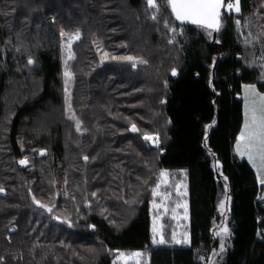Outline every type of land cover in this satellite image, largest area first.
<instances>
[{
	"label": "trees",
	"instance_id": "16d2710c",
	"mask_svg": "<svg viewBox=\"0 0 264 264\" xmlns=\"http://www.w3.org/2000/svg\"><path fill=\"white\" fill-rule=\"evenodd\" d=\"M156 2L0 0V264H264L262 188L234 151L243 86L264 94V0L216 35ZM161 173L187 185L188 245L176 195L154 242Z\"/></svg>",
	"mask_w": 264,
	"mask_h": 264
},
{
	"label": "snow or ice",
	"instance_id": "6c2138e0",
	"mask_svg": "<svg viewBox=\"0 0 264 264\" xmlns=\"http://www.w3.org/2000/svg\"><path fill=\"white\" fill-rule=\"evenodd\" d=\"M167 3L171 7L172 12L175 13L177 20H189L193 24L204 25L208 28L218 30L220 9L223 0H167ZM147 4L150 8L157 9L156 0H147ZM227 7L231 10L233 6L229 4ZM236 11H239L238 2ZM153 19H155V16H153ZM73 39H79V33L69 37V43L67 45L69 49L71 48V41ZM71 58L70 55L69 59ZM121 59L132 60L133 57H121ZM29 63H32V61H29ZM175 74L173 72V75ZM64 76L66 78L65 83L67 84L71 79V73L65 71ZM65 90L67 91V89ZM246 91L251 92L252 98H246L244 126L237 140L236 150L241 155L247 154L254 165L258 161L260 169L264 170V95L257 93L255 88L246 89ZM77 130H79V122H77ZM132 130L136 131L135 125H133ZM145 139H152V137L146 136ZM21 163H26V161H21ZM161 175L164 176L167 174L161 173ZM261 183H264V180H261ZM153 231L155 232V228ZM223 232L227 234L228 229L224 228ZM154 242L162 243L163 241H155L154 239ZM221 248L223 250V245H221ZM140 255L141 253H133L131 257L137 258ZM119 256L125 258L124 253H119Z\"/></svg>",
	"mask_w": 264,
	"mask_h": 264
},
{
	"label": "rangeland",
	"instance_id": "374dc122",
	"mask_svg": "<svg viewBox=\"0 0 264 264\" xmlns=\"http://www.w3.org/2000/svg\"><path fill=\"white\" fill-rule=\"evenodd\" d=\"M238 2V7H239V11H236V5ZM231 4L233 7L231 10L228 9V5ZM225 10H227L229 13L234 14L235 16L240 15L241 14V8H240V0H230L229 2L226 3L225 6ZM238 25L241 24V21L239 20L237 22ZM79 39H73L71 41V48L69 49L67 47L69 41L65 44V51L67 54V59H69V56L71 55V57H73V53H72V48H73V44L74 42L78 41ZM68 72H70L69 68H67ZM71 73V72H70ZM71 86L70 83L67 84V90L68 93L71 92ZM251 88H255L256 92L264 95L261 91H259V89L252 84H246L243 86V91L242 94L240 96V98L243 100V104H244V113H245V103H246V98L250 99L252 98V94L249 91H246V89H251ZM245 119V116H244ZM244 126V124H243ZM243 130V127H242ZM148 137H152V139H145L148 144L153 147V148H159L160 147V136L159 135H147ZM154 144V145H152ZM236 145L237 142L235 144L234 147V151L237 155H239L242 158H245L250 165L252 166V168L254 169V171L256 172V175L258 177L259 180V184L260 187L262 188L261 191V196L260 199L264 200V183H261V180H264V170L260 169L259 167V162L257 161L256 164L254 165L253 161L249 159L248 155H241L239 152H237L236 150ZM44 154V152H43ZM26 161V160H23ZM28 162L26 161V163H23V165H27ZM166 187H170L173 191L172 193L167 194L164 190V188ZM155 195V202L153 203L152 209L155 213L154 219H153V229L155 228V232L153 231L154 234V238L155 241H163L162 243L160 242H155L156 245H161L165 242L164 238H163V229H164V224H163V217L167 214V208H168V202L171 200L173 195H176L180 198V203H178V208L175 212V219L178 222L177 226L178 229L175 232L174 235V240L173 243L176 245H188L190 243V235L187 229V225L189 224L190 221V216H189V207H188V189H187V185L184 183H179L177 186H173L168 175H164L163 176V180L160 184V186L155 190L154 192ZM181 210V211H180ZM263 234V238H264V230L261 231ZM119 253H124V252H119ZM119 253L117 254V257L115 258L114 264H147V260H148V256H146L144 253L142 252H135V253H141V255L137 258H132L131 254L128 253H124L125 254V258H121L119 256Z\"/></svg>",
	"mask_w": 264,
	"mask_h": 264
},
{
	"label": "water",
	"instance_id": "95a60500",
	"mask_svg": "<svg viewBox=\"0 0 264 264\" xmlns=\"http://www.w3.org/2000/svg\"><path fill=\"white\" fill-rule=\"evenodd\" d=\"M226 0H223V3H222V7H221V9H220V16H219V28H218V30L217 29H215V28H208V27H206V26H204V25H199V26H203V27H206V28H208V29H211L214 33H215V35L219 32V30H220V28H221V22H222V15L224 14V11H225V6H226ZM172 10V9H171ZM174 14V16H175V13H173ZM180 22H182V23H185V24H191V25H198V24H193V23H191V21H189V20H179Z\"/></svg>",
	"mask_w": 264,
	"mask_h": 264
},
{
	"label": "built area",
	"instance_id": "2783aa9c",
	"mask_svg": "<svg viewBox=\"0 0 264 264\" xmlns=\"http://www.w3.org/2000/svg\"><path fill=\"white\" fill-rule=\"evenodd\" d=\"M152 145H154V144H152Z\"/></svg>",
	"mask_w": 264,
	"mask_h": 264
}]
</instances>
